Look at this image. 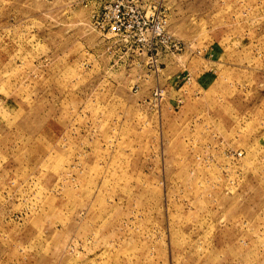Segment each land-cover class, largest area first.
<instances>
[{
	"label": "rangeland",
	"instance_id": "obj_1",
	"mask_svg": "<svg viewBox=\"0 0 264 264\" xmlns=\"http://www.w3.org/2000/svg\"><path fill=\"white\" fill-rule=\"evenodd\" d=\"M0 264H264V0H0Z\"/></svg>",
	"mask_w": 264,
	"mask_h": 264
},
{
	"label": "built area",
	"instance_id": "obj_2",
	"mask_svg": "<svg viewBox=\"0 0 264 264\" xmlns=\"http://www.w3.org/2000/svg\"><path fill=\"white\" fill-rule=\"evenodd\" d=\"M111 11H113L112 16L110 15ZM97 22L98 27H100L103 32L115 36L125 34L138 27L137 24L126 21L125 15L118 5H115L114 8L112 6L104 7L103 13L97 18ZM168 43L171 47V51L182 52L184 50V45L180 41L172 40Z\"/></svg>",
	"mask_w": 264,
	"mask_h": 264
}]
</instances>
